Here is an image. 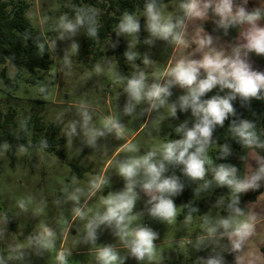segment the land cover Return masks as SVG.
Wrapping results in <instances>:
<instances>
[{
	"label": "rangeland",
	"instance_id": "1",
	"mask_svg": "<svg viewBox=\"0 0 264 264\" xmlns=\"http://www.w3.org/2000/svg\"><path fill=\"white\" fill-rule=\"evenodd\" d=\"M25 1L28 19L49 44V68L39 70L38 78L32 82L29 71L15 67L9 60L0 62V115L9 108L15 109L19 124L39 115L49 129L58 126L56 136L63 138V142L51 150L34 147L30 140L26 145L14 141L4 142L0 147V264H61L58 259L61 253L65 264H103L100 253L106 248L116 256L109 264H158L165 253L171 257L180 253L185 264H202L204 250L229 254L230 258L223 255L224 264H264V180L259 182L261 190L254 195L251 192L255 189L240 194L230 189L214 194L211 199L213 194L205 192L190 201L195 206L202 203L199 212L189 213L185 209V186L192 190L203 185V180L217 184L215 169L219 167L210 154L215 150L224 152L226 145L216 142L206 149V174L202 180L187 176L184 165L164 161V177H175L182 186L171 197L175 216L170 222L150 214L151 196L142 187L146 177L140 167L129 193L134 206L125 221L126 235L123 238L118 235L115 224H101L96 229L95 242L86 239L88 223L104 214L109 200L115 202L127 191L128 181L120 174V165L130 162L142 166L150 152L156 153L153 161L160 163L164 146L183 138V133L177 132L180 123L172 117L171 108L179 104V98L187 90L171 86V96L157 109H151L147 100L139 104L133 101L134 111L128 115L124 111L129 103L128 80L143 72L146 87L165 84L169 79L167 72L179 60H198L209 51L199 49L197 43L207 36L212 37L213 48L231 55L234 47L245 42L242 32L248 25L230 27L225 33L216 24L219 17L210 9L206 19H185V26L176 29L183 33L185 41L178 45L151 35L145 6L127 14L139 22L138 32L121 33L117 26L114 34L118 41L110 35L96 41L93 51L88 52L84 44L85 21L72 33L60 28L61 18L75 23L74 10L81 6L79 14L83 19L90 9L94 19L99 20L107 10L106 0ZM184 2L160 0L156 5L161 23H175L184 18L180 7ZM234 3L249 12L264 6V0H234ZM257 23L264 27V15ZM118 47L125 50L120 58ZM129 53L133 55L131 60L126 55ZM247 60L253 70L264 73V55L250 53ZM205 77L201 70L200 78ZM84 112L89 116L87 126ZM109 117L122 125L121 135L104 127ZM96 131L104 135L89 144ZM236 162V176L244 180L258 171L264 153L249 147ZM93 182L100 187L93 190ZM177 195L178 201L174 199ZM233 201H238L235 206L242 210L241 215H235L229 208ZM230 215L233 226L244 223L254 226L253 235L239 251H233L228 235L219 226V221ZM142 227L155 232L156 239L151 257L138 260L128 244ZM211 228L216 231L210 233ZM45 229L52 233L50 238L42 235ZM48 239L51 244L45 247L43 241Z\"/></svg>",
	"mask_w": 264,
	"mask_h": 264
},
{
	"label": "clouds",
	"instance_id": "2",
	"mask_svg": "<svg viewBox=\"0 0 264 264\" xmlns=\"http://www.w3.org/2000/svg\"><path fill=\"white\" fill-rule=\"evenodd\" d=\"M184 18L178 19L175 23H161L160 14L155 2L146 5L147 27L151 35L163 40L183 45V33L176 31L177 28L185 26L187 20H203L208 17L209 10L219 17L216 21L218 27L223 28L225 33L230 27H239L248 25L246 31L242 32L244 43L232 49L231 55H226L223 51H218L212 47L213 39L211 36L203 37L197 41L199 49H209L201 59H181L168 72L169 79L163 85L153 83L146 87L145 75L143 72L138 77L128 80L126 92L129 96V103L125 107L126 114L131 115L134 111L135 104L147 100L151 109H157L167 102V97L171 96L170 87L178 85L186 89L187 94L179 98V107L187 111L191 108L193 115L197 118L194 127L187 128L181 125L177 132L183 133V138L166 144L161 153L162 161L156 163L153 161L155 152L148 153L142 166L130 162L120 165V174L128 181L127 191L121 193L115 202L108 201L109 206L103 215L96 217L87 225V240L95 242L96 229L101 224L113 225L119 230L118 235L123 238L125 233V221L128 213L132 211L134 199L129 195L133 191L134 180L138 175L140 167L146 177L142 187L144 191L151 196L149 203L152 204L150 214L161 220L171 221L175 216V204L171 199L181 190V185L175 177H164L165 163L184 165V172L192 179H203L206 174L205 153L208 145L211 143L212 135L217 125L223 126L229 114H234V107L231 101L237 96L244 100L251 98H260L264 92V73L253 70L247 57L250 53L258 56L264 55V27L258 25L257 21L261 19L260 11L249 12L243 6H237L234 0H185L180 5ZM84 23L83 17L78 13L76 22L67 21L61 18L60 28L66 32L74 33L78 26ZM140 24L133 16L125 14L119 24V32L132 34L138 32ZM88 34L96 35V28L89 27ZM151 41H149L150 43ZM128 59H133L132 54H126ZM145 63H148L145 60ZM203 70L206 77L201 79L200 72ZM219 86L221 89L231 90V94L226 97L213 96L210 99L202 100L208 92ZM135 102L132 103V102ZM85 126L89 120L87 112L83 113ZM171 115H176V105L171 108ZM104 127L108 132L115 131L117 136L122 134V125L109 117L105 121ZM253 125L248 121H241L238 126L233 127V132L240 138V142L252 147L256 144L257 138L255 132L251 129ZM73 131L75 128L73 127ZM102 131H96L88 143L94 144L97 136H102ZM224 154H228L227 146L223 149ZM237 169L235 167L221 165L215 169V180L220 185H227L234 192H246L248 190L260 187L259 182L264 180V162L256 173L244 180L236 179ZM100 185L92 183V189H98ZM238 201H233L229 205L232 213L241 215L242 210L235 205ZM77 214L80 210L77 209ZM219 226L225 230L232 244L233 251H239L244 243L253 235L254 226L249 224H237L233 226V216L221 219ZM215 228L209 229V232H215ZM47 237L52 233L45 229ZM156 239V233L149 228H139L135 231L134 238L130 241L132 255L143 260L146 256L151 257L154 249L153 241ZM51 244V240L43 241L45 247ZM61 264H65L64 254L58 256ZM100 259L103 264H109V261L115 260L116 256L110 249L106 248L100 253ZM208 264H220L219 260L211 259Z\"/></svg>",
	"mask_w": 264,
	"mask_h": 264
},
{
	"label": "trees",
	"instance_id": "3",
	"mask_svg": "<svg viewBox=\"0 0 264 264\" xmlns=\"http://www.w3.org/2000/svg\"><path fill=\"white\" fill-rule=\"evenodd\" d=\"M91 3H98L96 0H84ZM108 7L106 12L95 20L90 9L89 14H85V36L84 44L86 51L92 52V45L96 41H102L108 36H112L115 41L114 28L119 26L121 16L125 14H133L138 9H143L148 3L155 2L158 4L160 0H106ZM28 4L25 0H0V62L9 60L15 67L27 70L31 74L30 79L35 82L38 78V71L49 68L50 49L49 44L45 38L37 33L28 19L27 12ZM261 15H264V6L257 9ZM255 10V11H257ZM76 13L82 12V7L77 6L74 10ZM72 11V12H74ZM89 27L96 28V35L90 36L88 34ZM124 48H117L119 58L124 55ZM96 55V53H95ZM231 94L229 89H221L219 86L208 92L202 100L210 99L213 96L226 97ZM234 107V114H229L225 120L224 125L221 127L217 125L213 131L211 142L221 143L227 146L228 154L215 150L211 151L210 157L215 164L219 166L225 165L235 167L237 169V159L245 155L249 147L240 142V138L233 132V127L238 126L241 121H248L253 125L251 129L255 132L257 142L254 147L261 153H264V92L260 94V98H251L244 100L239 96L231 101ZM176 117L179 126L184 125L186 122L187 128L194 127L197 118L193 115L191 108L187 111L181 110L179 104L176 105ZM19 128V129H18ZM31 132V133H30ZM58 126L49 129L43 121L40 120L39 115L34 116L32 119H24L21 124L16 119L15 109H8L3 115H0V147L4 142L12 144L16 141L19 145H26L30 140V145L51 150L56 144L63 142V138H58ZM30 134V136H29ZM240 180V176H236ZM203 185L189 190L186 186L184 189L185 209L189 213L199 212L202 203L190 202L205 192L212 193L211 199L214 194H222L232 189L227 185H214L212 180H203ZM261 190L260 187L255 189L251 194H255ZM232 191H234L232 189ZM236 193V192H234ZM241 193V192H240ZM236 193V194H240ZM248 195V194H247ZM176 201L179 200L178 195L174 197ZM189 205V206H188ZM189 208V209H188ZM197 251H200L198 249ZM202 264H208L211 259L220 261L224 264V254L230 258L229 254L220 251L219 253L210 250H204ZM164 254L162 261L158 264H185L182 255L179 253L176 257ZM189 264H194L190 262Z\"/></svg>",
	"mask_w": 264,
	"mask_h": 264
}]
</instances>
